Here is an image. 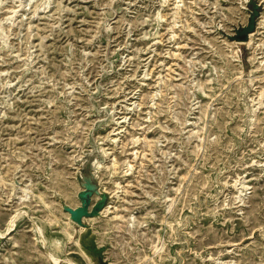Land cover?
I'll use <instances>...</instances> for the list:
<instances>
[{"label": "rangeland", "instance_id": "rangeland-1", "mask_svg": "<svg viewBox=\"0 0 264 264\" xmlns=\"http://www.w3.org/2000/svg\"><path fill=\"white\" fill-rule=\"evenodd\" d=\"M0 264H264V0H0Z\"/></svg>", "mask_w": 264, "mask_h": 264}, {"label": "water", "instance_id": "water-1", "mask_svg": "<svg viewBox=\"0 0 264 264\" xmlns=\"http://www.w3.org/2000/svg\"><path fill=\"white\" fill-rule=\"evenodd\" d=\"M253 28H254V15H251L247 24L236 31V39L246 40L248 38V33L252 31ZM86 188L87 189L85 191L79 194V197L82 200V205L69 210L71 217L79 221L80 223H82L81 221L82 215L90 216L89 214L93 213V212H90V213L87 212V208H89V203H90V199H89L90 191L89 190L91 189V186H86ZM102 205H103V201L100 200L99 202H96L91 208H93V211L96 209L99 211Z\"/></svg>", "mask_w": 264, "mask_h": 264}, {"label": "bare ground", "instance_id": "bare-ground-1", "mask_svg": "<svg viewBox=\"0 0 264 264\" xmlns=\"http://www.w3.org/2000/svg\"><path fill=\"white\" fill-rule=\"evenodd\" d=\"M251 34L252 33H250L249 35H248V40H250L251 39ZM257 108V107H256ZM244 184V183H243ZM90 209V208H89ZM87 212H89V211H87ZM90 212H93V213H90ZM89 213V215L90 216H88V217H93V216H96L97 214H99L101 211H98L97 209L96 210H94L93 211V208L91 209V211H90ZM16 216H17V213H14V215H12L11 216V218L9 219V225H8V228H10L11 226H13V225H15V218H16ZM85 217H87V216H83L82 217V220H83V218H85ZM69 221H73V220H75V219H73L72 217H71V215H69ZM74 222V221H73ZM75 222H78L79 223V221H77V220H75ZM37 230L40 232V230H39V228L37 227ZM78 240V239H77ZM76 240V241H77ZM49 255V257L51 258V260H53V262H57L58 263V258L57 257H55V256H53L52 254H48Z\"/></svg>", "mask_w": 264, "mask_h": 264}]
</instances>
